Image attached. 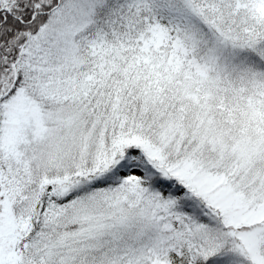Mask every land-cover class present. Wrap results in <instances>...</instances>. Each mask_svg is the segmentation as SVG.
I'll return each mask as SVG.
<instances>
[{
  "label": "snow or ice",
  "instance_id": "snow-or-ice-1",
  "mask_svg": "<svg viewBox=\"0 0 264 264\" xmlns=\"http://www.w3.org/2000/svg\"><path fill=\"white\" fill-rule=\"evenodd\" d=\"M0 264H264V0H0Z\"/></svg>",
  "mask_w": 264,
  "mask_h": 264
}]
</instances>
